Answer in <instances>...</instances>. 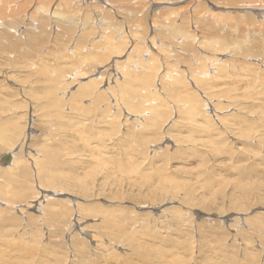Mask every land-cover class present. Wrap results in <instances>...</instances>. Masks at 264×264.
Returning <instances> with one entry per match:
<instances>
[{
	"label": "rangeland",
	"instance_id": "rangeland-1",
	"mask_svg": "<svg viewBox=\"0 0 264 264\" xmlns=\"http://www.w3.org/2000/svg\"><path fill=\"white\" fill-rule=\"evenodd\" d=\"M2 1L0 264H264V0Z\"/></svg>",
	"mask_w": 264,
	"mask_h": 264
},
{
	"label": "bare ground",
	"instance_id": "bare-ground-1",
	"mask_svg": "<svg viewBox=\"0 0 264 264\" xmlns=\"http://www.w3.org/2000/svg\"><path fill=\"white\" fill-rule=\"evenodd\" d=\"M12 1H14V0H11V2H10V5H11V3H12ZM46 0H42L41 2H39V3H37L36 4V6H34V9L36 10V11H38V9H44V8H47V7H50V5H51V2L53 1V0H49V2L48 3H44ZM55 2H54V4H56L55 6H54V8H52V10H54V11H52V13L54 14V15H56V13H57V15L58 14H63L64 13V11L66 10V9H69V6L71 5V1L70 0H54ZM57 1V2H56ZM62 1H64L63 2V5L61 4V2ZM155 1V0H154ZM234 1V0H233ZM237 1V0H236ZM243 1V0H242ZM242 1H240L239 2V0L236 2V3H242ZM256 1V0H255ZM1 2H3L2 0H1ZM9 2V1H8ZM23 2V1H22ZM27 2V1H26ZM244 2V1H243ZM248 2H250V0H248ZM252 2V1H251ZM5 3V2H4ZM78 3V2H77ZM149 3V2H148ZM54 4H52V5H54ZM150 4V3H149ZM215 4V3H214ZM243 4V3H242ZM242 4H240L239 6H241ZM4 5H6V4H4ZM59 5L62 7V8H65L64 10H62V12L60 13V12H58L57 10H58V7H59ZM72 5H74V8L75 7H77L78 8V4H72ZM78 5V6H77ZM225 5V4H224ZM231 5V4H230ZM249 5V4H248ZM22 6V5H21ZM243 6H245V3H244V5ZM251 6V5H250ZM250 6H248V7H250ZM11 7V6H10ZM101 7V6H100ZM214 7V6H213ZM246 7V9H247V5L245 6ZM245 7H243V8H245ZM252 7V9H254L255 7H253V5L251 6ZM251 7H250V9H251ZM21 8V7H20ZM242 8V9H243ZM233 9V8H232ZM78 10V9H77ZM239 10H240V8H239ZM6 11L7 10H5L4 11V6L2 5L1 6V4H0V25H3V26H6V25H12V24H15L16 23V21L14 20V18H13V16H14V14H13V10L11 11V10H9V11H11L9 14H6ZM30 11H31V9H30ZM44 11H47V10H44ZM67 12H69V10H66ZM112 11V10H111ZM115 11V10H114ZM178 11V10H177ZM16 12V11H15ZM77 12V11H76ZM172 12V11H171ZM155 13V12H154ZM4 14H6V15H4ZM65 14H67V13H64L63 15H65ZM45 15V14H44ZM110 15H112V14H110ZM258 15V14H257ZM260 15V14H259ZM108 15L106 14V15H103V16H101V19H99L100 20V23H103V24H107L108 26L110 25V26H112V27H117L114 23H112L111 22V20L113 19L112 18V16H109V17H107ZM248 16V15H247ZM15 18H16V16H15ZM45 18H47L46 16H45ZM251 18V17H250ZM69 19V22L68 23H70V24H73L72 22H73V18L72 17H69L68 18ZM79 19V18H78ZM82 19H83V17H82ZM81 19V20H82ZM87 19V18H86ZM7 20V21H6ZM87 20H89V19H87ZM48 21V20H47ZM82 21H84V20H82ZM165 21H166V19H165ZM164 21V22H165ZM45 22V21H44ZM116 23V22H115ZM162 23V22H161ZM259 23V22H258ZM38 24V23H37ZM80 24V23H79ZM118 24V23H117ZM170 24V23H169ZM156 25V24H155ZM172 25V23L170 24V26ZM58 26V25H57ZM70 26H72V25H70ZM173 27H169V26H167V27H165V26H163L165 29H164V31H163V35H161V36H163L164 37V35H165V30H166V28L168 29V30H170V32H171V35H170V37L169 38H171L172 37V40L171 39H168V41H167V43H165L164 41H161L160 40V43H159V46H158V48L159 49H163L164 48V52H166V51H168L169 50V47L170 46H167V44H169L170 45V43H169V41H174V39H175V37L174 36H176V37H178V35H181V42H184V45L185 46H188L189 48L193 45V44H191L192 42H194L195 41V34H192V32L190 33V32H183V31H179L178 29H176L175 27H174V25H172ZM200 26V25H199ZM56 27V26H55ZM244 27V26H243ZM5 28V27H4ZM37 28V27H36ZM82 28V27H81ZM118 28V27H117ZM120 28V27H119ZM200 29V28H199ZM29 30V29H28ZM50 30V29H49ZM57 30H59V29H57ZM167 30V33L169 32ZM83 31V30H82ZM117 31V30H116ZM2 32V31H1ZM63 32V31H62ZM183 32V33H182ZM7 33H9V32H7ZM123 33V32H122ZM29 35V34H28ZM124 35V34H123ZM128 35V34H127ZM49 36V35H48ZM168 36V35H167ZM9 37V36H8ZM166 37V36H165ZM216 37V36H215ZM222 37V36H221ZM236 37V36H235ZM9 39V38H8ZM32 39V38H31ZM48 39V38H47ZM167 39V38H166ZM197 39V38H196ZM217 39V38H216ZM242 39L243 38H240V40L242 41ZM251 39H253V38H251ZM54 40V39H53ZM117 40V42H118V40H121V38H117L116 39ZM214 40V39H213ZM248 40V39H247ZM94 41V40H93ZM93 41L91 42V43H93ZM114 41V40H113ZM241 41H238V43H240ZM23 42H25V41H23ZM175 42V41H174ZM178 42V41H177ZM180 42V43H181ZM198 42V41H197ZM224 42H226V41H224ZM244 41H242V43H243ZM257 42V41H256ZM95 43V42H94ZM115 43V41L113 42V43H111V44H109L108 45V47H107V49H105L104 51H103V54L102 55H104L105 54V52H111V49L112 48H114L113 50L115 51V48H116V50H117V47H115L113 44ZM212 44L213 43V46L215 47V46H218L219 44H221V41H219V39L218 40H216V41H208V40H202V41H199L198 42V44H202L203 46H207L208 44ZM238 43H236V44H234V46L232 47V49L231 50H234V53H237V54H235L236 56H238V55H241V54H243L242 56H240L241 57V61H243V58H244V61L245 60H247L248 58H249V61L251 60L252 61V59H256V58H260L258 55H261V54H257L256 52H254V50H253V52L251 51V50H244V47H243V44L242 45H239ZM25 44V43H24ZM116 44V43H115ZM118 44V43H117ZM223 44V43H222ZM221 44V45H222ZM226 44V43H225ZM246 44V43H245ZM244 44V45H245ZM28 45V44H27ZM9 46H11V45H9ZM19 46V45H18ZM17 46V47H18ZM114 46V47H113ZM148 46V45H147ZM226 46V45H225ZM13 47V46H12ZM173 47V46H172ZM211 47V46H210ZM213 47V48H214ZM223 46H221V48H222ZM257 47V46H256ZM92 48H94L93 46H92ZM135 48H136V46H134V48L131 46V49L129 50V48H127L126 50H129V52L128 53H126V51H125V54H127V56L129 57V55L131 54V50L133 49V50H135ZM149 48V47H148ZM174 48V47H173ZM255 48V47H254ZM44 49V48H43ZM214 49H216V47L214 48ZM228 49V48H227ZM252 49V48H251ZM8 50H10V49H8ZM14 50V49H13ZM100 50V49H99ZM149 50V49H148ZM147 50V53H145L146 54V56H145V58H143V60H146L149 56H151V55H154L152 52H151V49L148 51ZM170 50H172V48L170 49ZM12 51V50H11ZM192 51V50H191ZM220 51V50H219ZM237 51H241V53L240 54H238V52ZM242 51H243V53H242ZM18 52V51H17ZM17 52H15L14 54H16ZM151 52V53H150ZM232 52V51H231ZM6 53V52H5ZM76 53V52H75ZM88 53V52H87ZM115 53H117V52H115ZM168 53V52H167ZM166 53V54H167ZM173 53V52H172ZM185 53V52H184ZM221 53V52H220ZM9 54V53H8ZM169 54V53H168ZM183 54V53H182ZM38 55V54H37ZM82 55V54H81ZM85 55V54H84ZM186 55V54H185ZM191 55V54H190ZM5 56V55H4ZM70 56V55H69ZM126 56V55H125ZM170 56V55H169ZM234 56V55H233ZM236 56H234V57H236ZM17 57V56H16ZM46 57V56H45ZM171 57H174V56H171ZM176 57V56H175ZM178 58H179V55L177 56ZM198 57V56H197ZM239 57V56H238ZM218 58V57H217ZM230 58V57H229ZM77 59V58H76ZM176 59V58H175ZM262 59V58H261ZM260 59V60H261ZM105 60V59H104ZM183 60V59H182ZM188 60V59H187ZM259 60V59H258ZM263 60V59H262ZM47 61V60H46ZM59 61V60H58ZM86 61V60H85ZM87 61H88V59H87ZM180 61V60H179ZM44 62H45V60H44ZM63 62V61H62ZM96 62H98V60L97 59H93L92 61H89L88 62V64H90V65H92V64H94V63H96ZM64 63V62H63ZM69 63H70V61H69ZM244 63H246V61L244 62ZM254 63V62H253ZM32 64H33V62H32ZM71 64V63H70ZM87 64V63H86ZM86 64L84 65V66H86ZM47 65V64H46ZM77 65V64H76ZM107 65V64H106ZM176 65V64H175ZM250 65H252V64H250ZM11 66V65H10ZM58 66H60V65H58ZM57 66V67H58ZM78 66V65H77ZM112 66V69H115V66H116V62L114 61V62H112V64L111 63H109V65L104 69V71L102 70L101 72H105L106 70L108 71V70H110L109 68ZM132 66V65H131ZM8 67V66H7ZM72 68H73V66H71ZM80 67V66H79ZM3 68H4V66H3ZM52 68V67H51ZM56 68V67H55ZM86 68V67H85ZM98 68V67H97ZM18 69H19V67H18ZM34 69H36V68H34ZM58 69H59V67H58ZM65 69V68H64ZM191 69V68H190ZM44 70V69H43ZM59 70H61V69H59ZM94 70H95V68H94ZM97 70V69H96ZM181 70V71H180ZM187 70V69H186ZM57 70H55V73H57L56 72ZM169 71H171V72H176L177 74H180V72H181V74H184V72L185 73H187L186 71H184V70H182V69H175V70H169ZM187 71H189V70H187ZM14 72V71H13ZM62 72V71H61ZM68 72V71H67ZM73 72V71H72ZM96 72V71H95ZM114 72V71H113ZM42 73V72H41ZM75 73V72H74ZM87 73H89V71H87ZM98 73V72H97ZM100 73V72H99ZM109 73L110 72H108V75H109ZM199 73V72H198ZM30 74H31V72H30ZM92 74V73H91ZM106 75H107V73H105ZM188 74V73H187ZM196 74V73H195ZM54 75V74H53ZM64 75V74H63ZM76 75V74H75ZM79 75H81V74H79ZM190 75V74H189ZM56 76V75H55ZM61 76V75H60ZM2 77V76H1ZM25 77V76H24ZM69 77H71V76H69ZM95 77V76H94ZM109 77V76H108ZM120 77H123V76H120ZM127 77V76H126ZM186 77V76H185ZM8 79V78H7ZM23 79V78H22ZM62 79V78H61ZM61 79H58V80H61ZM76 79V78H75ZM74 79V80H75ZM94 80V79H93ZM105 80V79H104ZM106 80H107V76H106ZM62 81V80H61ZM66 81V80H65ZM91 81H92V79H91ZM90 81V82H91ZM107 82H108V80H107ZM110 82V81H109ZM1 83V82H0ZM6 84V83H5ZM93 84V83H92ZM95 84V83H94ZM87 85V84H86ZM32 86V85H31ZM5 88V87H4ZM8 88V87H7ZM6 88V89H7ZM90 88V87H89ZM48 89V88H47ZM51 89V88H50ZM84 89V88H83ZM87 89H88V87H87ZM13 90V89H12ZM25 90V89H24ZM26 91V90H25ZM29 91H31V90H29ZM48 91V90H47ZM51 91H52V89H51ZM81 91V90H80ZM21 92V91H20ZM53 94V93H52ZM59 94V93H58ZM7 95H8V93H7ZM2 102V101H1ZM112 114V113H111ZM162 116V115H161ZM131 121V120H130ZM33 131V130H32ZM11 133H9L8 131H1L0 130V137H1V139L2 140H7L8 139V137H9V135H10ZM22 134V133H21ZM26 134V133H25ZM23 136V135H22ZM19 137V142H18V146H17V150L16 149H14V147L16 146V143H14L13 145H11L12 147H10V148H13L14 150L10 153V156H11V158H9L8 159V156H7V154L8 153H5V154H0V156L1 157H3V156H5L4 158H6V159H8V165H10V167L12 168H14L16 165H15V163H18V164H22L23 163V161L24 160H26V153H29V151H27V150H29V148H30V145H29V143L27 144V139H26V137H25V135L23 136V137ZM16 140H17V138H16ZM3 147V146H2ZM7 147V146H6ZM5 149V148H4ZM7 149V148H6ZM3 151V150H2ZM33 152H35V151H33ZM30 153H31V151H30ZM0 157V158H1ZM32 158V157H31ZM1 159H3V158H1ZM33 159V158H32ZM35 162V161H34ZM10 163V164H9ZM35 164V163H34ZM0 165H4V163H2V164H0ZM5 166V165H4ZM3 166V167H4ZM7 166V165H6ZM22 166V165H21ZM21 166H20V168H21ZM24 166V165H23ZM7 168V167H6ZM10 168V169H11ZM12 168V169H13ZM5 172V171H4ZM7 173V172H6ZM9 173V172H8ZM1 202V201H0ZM35 204V203H34ZM39 205H41V202H39ZM39 207V206H38ZM87 232V231H86ZM135 248V247H134ZM169 254V253H168ZM179 254V253H178ZM116 255H120V254H117L116 253ZM149 255V254H148ZM154 255V254H153ZM167 256V255H166ZM165 257V256H164ZM148 258V257H147ZM151 258V257H150ZM167 258V257H166ZM174 259V258H173ZM165 260V259H164ZM163 260V261H164ZM168 262V261H167ZM168 263H170V262H168ZM178 263V262H177Z\"/></svg>",
	"mask_w": 264,
	"mask_h": 264
}]
</instances>
